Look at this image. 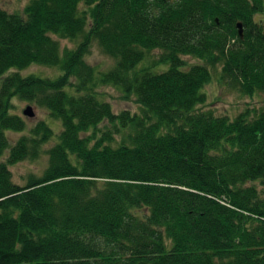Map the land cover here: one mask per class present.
Masks as SVG:
<instances>
[{
    "label": "trees",
    "instance_id": "obj_1",
    "mask_svg": "<svg viewBox=\"0 0 264 264\" xmlns=\"http://www.w3.org/2000/svg\"><path fill=\"white\" fill-rule=\"evenodd\" d=\"M261 13L264 0L0 6V264H264V107L198 108L218 65L222 83L264 92ZM95 43L115 61L105 72L86 59ZM31 65L60 73L23 74ZM99 85L139 110L115 112ZM14 98L58 128H28ZM44 154L40 174L14 181L10 166Z\"/></svg>",
    "mask_w": 264,
    "mask_h": 264
},
{
    "label": "rangeland",
    "instance_id": "obj_2",
    "mask_svg": "<svg viewBox=\"0 0 264 264\" xmlns=\"http://www.w3.org/2000/svg\"><path fill=\"white\" fill-rule=\"evenodd\" d=\"M28 1L29 0H0V6L9 12H17L22 11ZM255 19L264 24V13L257 14ZM61 46L63 48L73 47L74 43L70 40L62 39ZM161 52L160 49L147 52L140 66L152 64L158 60ZM86 59L90 64L95 66L98 72H105L111 69L115 63L114 59L104 54L96 43L92 46ZM184 59L188 65L197 62V59L191 56H184ZM150 67L156 70V68ZM219 70L220 65L213 70V77L204 89L207 93V100L205 103L198 106L199 109H210L217 115H227L233 118L247 107L259 109L264 107V92H257L253 96L244 95L228 84L222 83L218 78ZM22 73L54 77L60 73V70L58 67L31 65L22 70ZM96 89L104 99L110 102L112 109L117 113L122 110L134 112L138 111L140 108L139 103L136 101V97L134 95L127 96L118 86L99 85ZM27 106L32 107L34 112L33 116H28L24 113ZM12 112L23 117L27 122L28 128L34 126L40 120L48 121L49 124L53 125L55 128L59 126V122L55 119H51L46 109L29 101L14 98ZM22 133L23 132L9 131L8 134L11 142L14 143ZM2 159L4 158L0 160ZM47 161V156L44 154L37 159H26L10 166L14 181L24 184L29 174H40L47 166Z\"/></svg>",
    "mask_w": 264,
    "mask_h": 264
},
{
    "label": "water",
    "instance_id": "obj_3",
    "mask_svg": "<svg viewBox=\"0 0 264 264\" xmlns=\"http://www.w3.org/2000/svg\"><path fill=\"white\" fill-rule=\"evenodd\" d=\"M238 27H239V33L242 35V25L241 23H238ZM24 113L28 116H33L34 112L32 110L31 106H27V108L24 110Z\"/></svg>",
    "mask_w": 264,
    "mask_h": 264
}]
</instances>
